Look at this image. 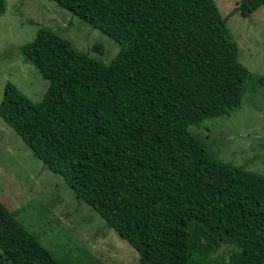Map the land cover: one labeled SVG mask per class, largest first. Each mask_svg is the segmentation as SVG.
Wrapping results in <instances>:
<instances>
[{"label": "trees", "instance_id": "1", "mask_svg": "<svg viewBox=\"0 0 264 264\" xmlns=\"http://www.w3.org/2000/svg\"><path fill=\"white\" fill-rule=\"evenodd\" d=\"M51 1L117 52L102 63L38 27L7 52L45 90L32 102L6 81L1 120L137 264H264V174L219 160L193 134L229 116L252 80L264 83L237 60L228 15L214 0ZM262 5L236 0L229 16ZM222 245L227 257L214 256ZM0 264H60L1 202Z\"/></svg>", "mask_w": 264, "mask_h": 264}, {"label": "rangeland", "instance_id": "2", "mask_svg": "<svg viewBox=\"0 0 264 264\" xmlns=\"http://www.w3.org/2000/svg\"><path fill=\"white\" fill-rule=\"evenodd\" d=\"M214 1L220 15H228L226 26L237 44V60L264 78V5L249 17L229 16L236 0ZM40 26L102 63L118 49L108 36L51 0H5L0 15V99L6 81L32 102L41 99L47 82L31 63L7 52L9 46L31 40ZM95 44L102 47L101 53ZM208 123L210 127H196L193 134L216 158L264 174V83L252 80L229 116L213 117ZM0 202L60 264H137L134 249L79 202L60 175L42 166L1 118ZM230 249L222 245L213 255L227 257Z\"/></svg>", "mask_w": 264, "mask_h": 264}, {"label": "water", "instance_id": "3", "mask_svg": "<svg viewBox=\"0 0 264 264\" xmlns=\"http://www.w3.org/2000/svg\"><path fill=\"white\" fill-rule=\"evenodd\" d=\"M44 164L42 163V166H43Z\"/></svg>", "mask_w": 264, "mask_h": 264}]
</instances>
